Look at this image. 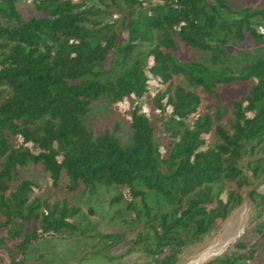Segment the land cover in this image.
I'll use <instances>...</instances> for the list:
<instances>
[{
	"label": "trees",
	"instance_id": "1",
	"mask_svg": "<svg viewBox=\"0 0 264 264\" xmlns=\"http://www.w3.org/2000/svg\"><path fill=\"white\" fill-rule=\"evenodd\" d=\"M259 1L0 0V250L12 264L42 240L81 236L82 259L177 264L245 189L262 221L206 264H262ZM98 105L103 129L89 123ZM32 170L78 197L113 188L111 209L51 199Z\"/></svg>",
	"mask_w": 264,
	"mask_h": 264
},
{
	"label": "rangeland",
	"instance_id": "2",
	"mask_svg": "<svg viewBox=\"0 0 264 264\" xmlns=\"http://www.w3.org/2000/svg\"><path fill=\"white\" fill-rule=\"evenodd\" d=\"M259 5L264 4V0H260ZM25 16L35 14V8L31 3H25L20 6ZM123 109V108H122ZM110 115L108 111L98 105L94 112L90 116L89 123L95 127L103 129L108 121ZM121 129L119 134L122 138L127 136V125L121 121ZM29 175L35 176L42 183V194L50 196L51 199L61 200L67 198L70 203H78L79 201L85 206H95L98 213L107 211L109 206V199L117 192L115 189L102 190L99 194L90 196L84 194L83 196H75V194H68L65 192V186L54 188L51 185L50 179L41 175L35 170L29 173ZM45 179V180H44ZM257 190L260 193L264 192V181L257 183ZM248 189H245V201L234 209L230 215L221 223H219L214 229L207 234L203 240L189 244L179 256L177 264H191L203 254H206V259L199 264H206L209 261L215 260L226 251L232 250V247L236 241H238L247 229H253L262 218H258V210L255 207L254 202L247 195ZM103 208V211H102ZM99 209V210H98ZM111 209V208H110ZM102 231L112 232L116 230L115 226L107 225L105 222L101 226ZM134 233L129 234L128 237H132ZM256 240H251L254 242ZM90 240L84 237H75L70 239H45L39 243H36L26 255L25 262L19 264H153L148 256L141 253H129L125 254L123 258L114 259L112 261L102 257H87L82 259L83 246L89 244ZM126 245H120L113 248L112 255H121L127 251ZM208 252V253H207ZM258 260V259H257ZM259 261L264 263V246L261 248V256ZM0 264H12L9 254L6 250H0Z\"/></svg>",
	"mask_w": 264,
	"mask_h": 264
},
{
	"label": "bare ground",
	"instance_id": "3",
	"mask_svg": "<svg viewBox=\"0 0 264 264\" xmlns=\"http://www.w3.org/2000/svg\"><path fill=\"white\" fill-rule=\"evenodd\" d=\"M206 256H207L206 254H203L200 258H198L197 260H195L191 264H199L201 261H204V259H206Z\"/></svg>",
	"mask_w": 264,
	"mask_h": 264
},
{
	"label": "built area",
	"instance_id": "4",
	"mask_svg": "<svg viewBox=\"0 0 264 264\" xmlns=\"http://www.w3.org/2000/svg\"><path fill=\"white\" fill-rule=\"evenodd\" d=\"M155 2H158V3H163L165 0H154ZM116 16V15H115Z\"/></svg>",
	"mask_w": 264,
	"mask_h": 264
}]
</instances>
